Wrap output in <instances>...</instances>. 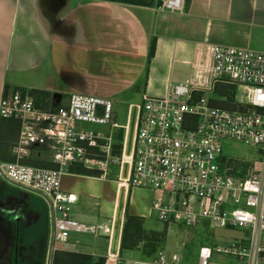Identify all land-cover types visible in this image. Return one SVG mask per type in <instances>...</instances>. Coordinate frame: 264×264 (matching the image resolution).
<instances>
[{
    "label": "built area",
    "instance_id": "1",
    "mask_svg": "<svg viewBox=\"0 0 264 264\" xmlns=\"http://www.w3.org/2000/svg\"><path fill=\"white\" fill-rule=\"evenodd\" d=\"M183 5L184 0H160L158 9L180 12ZM235 87L241 90L239 97ZM224 89L232 90L229 98L222 92L214 97ZM142 101L135 105L126 157L124 143L121 153L114 154L112 134L83 127L110 124L112 102L107 98L71 94L66 105L52 110L21 90L1 97L0 118L14 121L18 133L10 147L12 160L0 161V183L44 204L45 264L57 244L73 235L111 237L112 222L75 220L77 197L62 189L63 177L74 175V168L105 175L109 166L119 168L126 196L134 190L154 195L151 211L161 223H207L210 229L241 234L228 246L201 247L196 264H211L215 254L231 256L238 264H264V170L256 169L255 161L226 156L222 148L227 141L249 145L264 164V48L197 44L189 76L176 85L169 80L163 96L143 95ZM119 127L109 125L110 131ZM106 259V264H119L117 253ZM156 260L164 264L163 253ZM179 262L178 254L170 257L169 264Z\"/></svg>",
    "mask_w": 264,
    "mask_h": 264
},
{
    "label": "crops",
    "instance_id": "2",
    "mask_svg": "<svg viewBox=\"0 0 264 264\" xmlns=\"http://www.w3.org/2000/svg\"><path fill=\"white\" fill-rule=\"evenodd\" d=\"M158 6L156 2L138 6L99 0H0V99L13 90L29 95L34 91L43 100L35 99L36 103H48L50 109L52 94L59 95V106L66 105L71 94L109 99V94L134 86L143 71L171 72L175 65L191 70L197 44L264 48V0H184L180 12ZM152 39L155 49L148 60ZM7 121L0 118L2 145L17 138V124L9 128ZM3 150L2 146L0 153ZM256 163L264 170L259 159ZM91 190L93 198L83 201L78 192H70L77 197L74 219L84 224L114 223L117 199L111 206L102 190L96 186ZM120 190H124L121 182L117 196ZM136 193L127 194L125 207L143 222L146 211L135 200ZM102 241L109 246L94 249L71 238L57 247L105 257L110 240Z\"/></svg>",
    "mask_w": 264,
    "mask_h": 264
},
{
    "label": "rangeland",
    "instance_id": "3",
    "mask_svg": "<svg viewBox=\"0 0 264 264\" xmlns=\"http://www.w3.org/2000/svg\"><path fill=\"white\" fill-rule=\"evenodd\" d=\"M157 1L158 0H153L152 2ZM168 71L169 70H151L149 71V73H147V71H143L138 82L134 84V86L117 90V92L111 93L107 96L112 102L110 124H117L121 127L114 128L112 131H110L109 129L110 124H85L83 127H85L87 130L100 132L104 135L112 134L111 144L114 150L113 152L114 154L121 153V150H118L119 143L117 134L120 132L122 133V147L127 131L122 126L127 125V117L130 106L142 105L143 95L154 97L163 96L166 91L169 77H171V84L176 85L187 78L190 73V70H188L187 68H177L176 65L174 66V70H172L171 72ZM230 91L232 90L228 91L227 89H224L222 91L220 90L219 92H215V94L213 95L216 98L222 92L227 96V98H229ZM234 93L237 95V97H239L241 95V90L235 87ZM60 104L61 103L59 95L52 94L51 109L55 110L57 107H59ZM47 105L49 104L47 103L44 106V104L41 103V106L46 109ZM223 106L229 107V105L226 104H224ZM12 142L13 140L8 141L6 149L0 153V156H5L6 160L0 161H10V158H12L9 149L10 145H12ZM222 148L223 153L231 158L255 161V168L258 169V164L256 163L258 156L255 148L235 141L225 142L222 145ZM31 164L49 165L44 162H33ZM76 169L77 168L71 170L75 173L73 177H64L62 179V189L68 193L72 191L78 192L79 197H81V200L83 201L84 198H93V191L91 190V188L93 186H96L100 192L102 190V192L105 193L106 198L111 201V206H113V203L118 198L117 184L119 183V168L117 166H109V168H107L106 170L105 175L94 173L95 171L88 172L82 169L81 171H75ZM88 177H93L99 180H93ZM0 188H2L1 185ZM138 192L139 193H136V195H134V198L139 205L143 206V209L146 211L145 220L142 222L143 233L141 234V236H147L148 238H151L155 237V235L157 234L160 236L161 242L152 253V255L147 256L148 250H145L144 245L148 242L146 240L139 241L136 246L130 248L134 242V240L132 239L130 241V245H127L128 249L121 252V254L119 253V264H158V261L156 260L158 253H163V255L165 256L164 264L170 263V257L173 254H178L180 256L179 264H196L198 252L201 247L213 248L217 245L228 246L232 242H234L235 237H239L241 235L236 232H225L221 229H210L207 223H201L194 227H185L181 224H163L159 221L158 215L155 212L151 211V207L155 200L154 195L145 190H138ZM26 196L28 195L23 192H20L19 197H2L0 195V264H9L10 262L11 252L14 246L13 240L15 239V224L18 218H20L21 216H23L22 214H24L25 219L21 222V225H27L30 223L31 217L28 214H25V210L22 207V199ZM148 213H150V215ZM72 239L77 241L81 245H87L90 248L94 249H101L102 246L107 248L109 246L108 243L102 241L104 240V237L101 236L77 234L73 235ZM108 240H110V238H107V241ZM141 240H143V237ZM261 240L264 243V231L262 233ZM58 251H64L63 247H57L56 252ZM107 251L109 250L107 249L105 251V259L107 257ZM118 251H120V245ZM45 255L46 253L44 254L43 264H45ZM98 258L100 257H92L94 261H96ZM51 263L52 259L49 260L48 264ZM211 264L238 263L236 259L231 256L215 254L211 260Z\"/></svg>",
    "mask_w": 264,
    "mask_h": 264
},
{
    "label": "trees",
    "instance_id": "4",
    "mask_svg": "<svg viewBox=\"0 0 264 264\" xmlns=\"http://www.w3.org/2000/svg\"><path fill=\"white\" fill-rule=\"evenodd\" d=\"M99 1H108V2H117L127 5H138V6H150L153 0H99ZM160 0L156 2L158 6ZM155 49V40L152 39L148 45V54L147 59L149 60ZM39 92H30L36 100L39 99ZM37 96V97H36ZM7 127L12 128L15 125L14 121L8 120ZM118 137V150H121V144L123 140L122 133L117 134ZM3 146L4 150L6 149V144H0V148ZM3 150V151H4ZM2 152V151H1ZM117 154V153H116ZM12 158H10L11 160ZM0 160H6L5 156H0ZM82 168H77L75 171H81ZM83 170V169H82ZM86 171V170H85ZM100 174V172H94ZM98 177V176H95ZM1 187L0 195L3 196H12L19 197L20 192L12 190L6 185L0 183ZM22 207L25 210V214H28L31 217L30 223L27 225H21V222L25 219V215L22 214L18 218L15 224L14 232V246L11 252V258L9 264H43L44 263V254L46 249V238H47V215L46 208L41 200L31 195H28L22 199ZM20 221V222H19ZM143 233L142 228V219L131 216L127 213L125 207L124 213V223L121 233V242H120V251L128 249L127 245H130V241L133 239L134 242L132 247L136 246L139 241L146 240L148 243L144 245L145 250H148V255H152L159 243L161 238L159 235L155 237L148 238L147 236H141ZM143 237V240H141ZM119 254V255H120ZM106 259L104 257L98 258L96 261L92 259L89 254H83L78 252H66L58 251L53 254L51 264H105Z\"/></svg>",
    "mask_w": 264,
    "mask_h": 264
},
{
    "label": "water",
    "instance_id": "5",
    "mask_svg": "<svg viewBox=\"0 0 264 264\" xmlns=\"http://www.w3.org/2000/svg\"><path fill=\"white\" fill-rule=\"evenodd\" d=\"M136 106L132 105L128 111L127 117V131L124 140V156L128 157L131 151V143H132V136L134 130V122L136 116ZM128 170V165L124 164L122 167V177L125 178ZM125 191L120 190L119 196L117 198V208H116V217L113 223V231L110 237V252L111 253H118L119 245H120V238L123 226V218H124V211H125Z\"/></svg>",
    "mask_w": 264,
    "mask_h": 264
},
{
    "label": "bare ground",
    "instance_id": "6",
    "mask_svg": "<svg viewBox=\"0 0 264 264\" xmlns=\"http://www.w3.org/2000/svg\"><path fill=\"white\" fill-rule=\"evenodd\" d=\"M122 184V183H121ZM123 185V184H122ZM124 186V185H123Z\"/></svg>",
    "mask_w": 264,
    "mask_h": 264
}]
</instances>
